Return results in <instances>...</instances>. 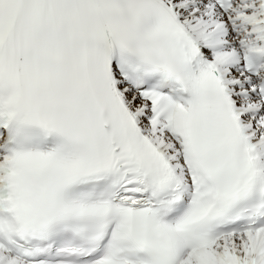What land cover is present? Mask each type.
Masks as SVG:
<instances>
[{
    "label": "snow or ice",
    "instance_id": "obj_1",
    "mask_svg": "<svg viewBox=\"0 0 264 264\" xmlns=\"http://www.w3.org/2000/svg\"><path fill=\"white\" fill-rule=\"evenodd\" d=\"M0 264H264V0H0Z\"/></svg>",
    "mask_w": 264,
    "mask_h": 264
}]
</instances>
